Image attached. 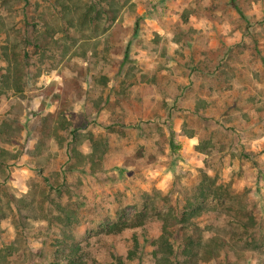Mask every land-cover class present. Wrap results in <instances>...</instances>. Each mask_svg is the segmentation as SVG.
I'll list each match as a JSON object with an SVG mask.
<instances>
[{
  "label": "rangeland",
  "instance_id": "rangeland-1",
  "mask_svg": "<svg viewBox=\"0 0 264 264\" xmlns=\"http://www.w3.org/2000/svg\"><path fill=\"white\" fill-rule=\"evenodd\" d=\"M81 1L97 6L88 24L80 0L69 21L51 0H0V53L24 67L20 91L0 94V264L77 245L89 264H158L165 216L166 264H187L186 229L225 242L209 264L264 263V158L246 143L264 131V0ZM47 21L58 42L38 48ZM65 89L80 141L42 135ZM89 133L110 143L96 173L69 153L90 154ZM140 212L143 225L107 232Z\"/></svg>",
  "mask_w": 264,
  "mask_h": 264
},
{
  "label": "trees",
  "instance_id": "trees-1",
  "mask_svg": "<svg viewBox=\"0 0 264 264\" xmlns=\"http://www.w3.org/2000/svg\"><path fill=\"white\" fill-rule=\"evenodd\" d=\"M50 1V0H49ZM56 3V5L61 7L62 14L69 21V16L71 14H75L78 10L77 0H51ZM83 6V10L79 12L78 19L81 23L85 21V23H89L90 15L92 10L95 11L97 9L96 5H88L85 2L80 0ZM77 3V4H76ZM76 25V24H74ZM43 29L40 27V32L37 38L40 39V42L34 43L38 48L54 45L58 40L55 37L58 29L53 28L50 22H43ZM84 27V26H83ZM8 28L6 26L5 20L2 18L0 14V34L7 33ZM64 31V30H63ZM67 33V31L65 30ZM29 42V38H25V40ZM17 41L11 40L12 45H14L16 51ZM30 44V43H29ZM20 51V50H19ZM21 57V56H20ZM0 58L6 62L4 67L2 66V62L0 63V94L5 93L8 90L20 91L22 86L24 85V67L22 58L19 60H12V57L8 52H6V47L4 46L3 52L0 53ZM5 70V72L2 71ZM69 90L65 89L63 94H57L56 100L61 102L58 109L55 112H49L43 118V126H42V135L46 138H60L63 139V132H67L70 130L71 138L74 141L78 140L79 128L75 127L71 120L67 116V111L70 106V101L68 100ZM4 131L8 130L7 127L3 129ZM8 133V132H6ZM5 133V135H7ZM10 134V133H9ZM88 140L92 143V152L90 154H84L80 150L77 149L76 146H73L72 151L70 150V157L79 158L81 164L78 162V165H72V168L75 170L82 169L81 165L83 163H88L89 169L92 173H96L102 169V165L105 159L107 152L110 150V143L107 138H96L93 133L88 134ZM69 146H72L70 143ZM201 152H205L202 150L200 146L197 148ZM77 155V156H76ZM86 160V161H84ZM196 213L195 210H191L189 212L184 213L182 220L188 221L191 215ZM6 216V212L3 207L0 206V222ZM136 219V222H130V220H124L122 222H115L108 226L107 232L110 234H118L123 232L126 228L137 227L144 224V213L140 212ZM169 222L164 218V224L162 229V234L159 239L155 242L156 248L153 250V257L156 259L158 264H166V261H170L169 257L174 255V249L171 243H169L170 228ZM135 246L139 245V240L135 236ZM225 246V242L223 240H219L214 236H209L204 238L203 233L194 234L193 231L189 232L187 229L184 231L183 244H182V254L184 256V263L187 264H209L212 259H218L221 254L223 247ZM13 245H9L6 247L10 253H13L15 249ZM58 250L53 254L54 260L50 262V264H89L88 260L84 257L80 256V246L74 247L72 251L67 254L58 255ZM136 254V249L132 250L128 254V259H132L133 255ZM110 264H125V259L121 256H115L114 261ZM179 264V262H177ZM264 264V263H262Z\"/></svg>",
  "mask_w": 264,
  "mask_h": 264
},
{
  "label": "crops",
  "instance_id": "crops-1",
  "mask_svg": "<svg viewBox=\"0 0 264 264\" xmlns=\"http://www.w3.org/2000/svg\"><path fill=\"white\" fill-rule=\"evenodd\" d=\"M252 2L254 3L255 0H252ZM245 111L246 110H244L242 112L239 109L236 113L239 114L240 116H247L248 114ZM256 111H258V110L256 109L254 111L255 114L257 113ZM259 115L264 116V112L260 113ZM246 143L251 145V147L248 148L249 151H252L254 153V155H258L259 157L264 158V131H263V133L253 137L252 139L246 137ZM205 155L208 156V153H205Z\"/></svg>",
  "mask_w": 264,
  "mask_h": 264
}]
</instances>
